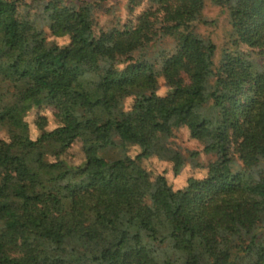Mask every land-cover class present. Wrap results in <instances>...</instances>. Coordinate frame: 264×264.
I'll use <instances>...</instances> for the list:
<instances>
[{"label":"trees","instance_id":"1","mask_svg":"<svg viewBox=\"0 0 264 264\" xmlns=\"http://www.w3.org/2000/svg\"><path fill=\"white\" fill-rule=\"evenodd\" d=\"M145 1L97 35L86 1L0 0V264H264V0H210L249 49H225L218 65L197 31L214 22L203 0ZM45 26L69 34L59 56ZM166 36L168 53L140 57ZM43 107L57 124L40 116L32 137L25 113ZM180 126L201 148L174 146ZM76 140L83 157L67 162ZM151 157L173 178L185 163L203 172L174 186L143 167ZM12 186L22 199L5 205Z\"/></svg>","mask_w":264,"mask_h":264},{"label":"rangeland","instance_id":"2","mask_svg":"<svg viewBox=\"0 0 264 264\" xmlns=\"http://www.w3.org/2000/svg\"><path fill=\"white\" fill-rule=\"evenodd\" d=\"M75 3L79 4L82 1H86L90 3L93 7L92 9V19H93V29L95 33L98 35L103 30H108L112 27H120V25L127 21L128 19L135 20L136 15L146 8L147 3L145 0H142L137 5L134 6L133 10L128 9V0H73ZM203 17L207 20H213L212 24L204 25L198 24L197 31L205 36H210L212 42L215 45L214 50V62L216 65L219 63L220 55L222 51L225 49L230 50L234 48H239L243 50H249L247 46L243 43H239L237 45L231 42V25L229 23L227 10L218 5L213 4L210 0H203ZM44 31L46 33V39L49 42L55 43L58 46L57 50L52 51L51 53L55 56H59L63 51L62 48L67 44L69 34L62 36H53L49 33L48 28L45 26ZM173 47V39L169 36L157 39L155 41L150 42L147 47L140 52L142 56L139 55L138 51L134 53L135 56H140L141 58H153V56L157 57L158 55L168 53ZM254 57V61L260 62L258 57L251 53ZM124 65V62L119 65ZM158 66V65H156ZM167 92V85L165 84L164 78L162 76L158 77V87L152 91V95L155 97L161 96ZM132 100L131 96H127L124 99L123 106L127 108ZM26 120L29 124V133L30 136L35 137L38 133L37 122L40 121V116L46 117V128H51L57 124L56 118L53 114V110L50 107L43 108H32L27 110L25 113ZM174 121V118L164 121V126H170ZM170 141L174 144V146H178L183 153H186L187 149H198L201 148V144L189 137L188 130L185 126L178 127L173 135L170 137ZM81 142L80 140H76L68 150L63 154V158L68 162H78L82 159L83 154L80 149ZM135 146L129 148V153L133 154L135 152ZM208 155L200 154L197 158V161L200 166H203L204 163L209 159ZM143 167H145L154 177L156 174L162 172L166 173L169 182H171L174 186H178L182 184L184 178L189 175H201L202 167H194L189 163H185L182 168V175L180 178H173L171 174V166L169 163H165L164 161H158L154 157L145 160L142 162ZM1 166V165H0ZM134 185V187H136ZM40 191V187L32 185L27 187L25 192L28 194ZM22 199V196L18 195L15 190V186L10 188L9 196L3 200V204L5 205H14L18 204ZM260 207L264 213V199L261 200ZM240 232V231H239ZM243 234V232L241 233ZM228 237L233 238V236L237 235V232H233V234H227ZM262 237L264 238V230H262Z\"/></svg>","mask_w":264,"mask_h":264}]
</instances>
